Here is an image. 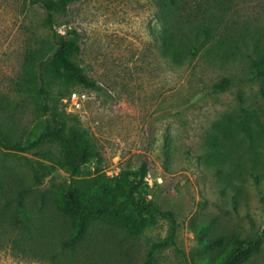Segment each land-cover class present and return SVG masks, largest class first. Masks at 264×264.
Segmentation results:
<instances>
[{
  "label": "rangeland",
  "instance_id": "374dc122",
  "mask_svg": "<svg viewBox=\"0 0 264 264\" xmlns=\"http://www.w3.org/2000/svg\"><path fill=\"white\" fill-rule=\"evenodd\" d=\"M190 3L173 16L162 0H80L55 12L50 26L39 3L0 0V140L20 145L0 146V264H143L170 235L169 218L144 222L128 207L130 220L97 219L70 250L62 241L71 218L59 205L73 180L85 187L122 172L138 179L144 161V196L177 221L154 264H219L234 239L264 230V98L249 76L264 51V0ZM205 26L211 36L198 33ZM60 38L78 43L73 60L102 91L55 74ZM225 78L233 82L217 90ZM74 91L85 96L71 110ZM45 103L66 121V135L82 134L97 153L77 173L58 143L36 142L54 124ZM229 116L253 136L235 129L225 138ZM241 264H264V243Z\"/></svg>",
  "mask_w": 264,
  "mask_h": 264
},
{
  "label": "trees",
  "instance_id": "16d2710c",
  "mask_svg": "<svg viewBox=\"0 0 264 264\" xmlns=\"http://www.w3.org/2000/svg\"><path fill=\"white\" fill-rule=\"evenodd\" d=\"M39 3L48 14V23L52 25L53 14L58 11H64L67 7L80 0H32ZM190 0H162V7L166 13L177 15L179 10L186 9L190 6ZM179 15L183 16L182 13ZM199 34L211 36L213 28L209 26L197 27ZM174 32H168L165 38V45L168 51L174 53L172 49ZM255 47L261 49V43H256ZM198 47L191 48L194 54ZM80 51L78 43L74 39L60 38L57 41L55 53L51 57V67L55 74L61 79H71L81 84L84 87L102 91L103 88L92 78H90L73 60V56ZM56 61L59 62L57 66ZM40 66L43 68L47 61H40ZM249 76L252 79L260 81L259 93L264 98V51L260 52L257 58L250 61ZM40 78H43L40 73ZM233 80L225 78L218 83L215 88L217 90H226L231 85ZM39 93L46 95V90L42 85L39 86ZM44 110L51 115L53 126L49 127L37 143L44 139L54 141L61 146L62 154L65 158H72L75 165L72 171L77 173L81 164L86 162L90 157L97 156L89 145L87 139L80 133L65 134L67 123L59 117V114L47 103L44 104ZM248 131L251 136L253 132L251 127L243 122L235 120L229 116L225 121V138H229L234 134V130ZM217 137V136H216ZM0 146L9 149H19V143L14 145H6L0 140ZM33 146V144H31ZM148 172L147 162L144 161L139 171V178L132 179L128 173L122 172L115 178L104 179L105 175L94 177L91 182L85 187L76 185L75 180L69 183L62 193V202L59 205L60 209L65 211L71 218L72 230L67 238L62 241V245L70 250H75L82 243L88 233L92 223L100 218L117 215L121 219H131L125 211L128 207H133L138 216L144 221H149L155 214H160L164 218H169L172 221L171 233L165 240L155 243L150 249L147 259L143 264H154V251L161 249L171 243L177 230V221L174 212L160 210L154 202L147 201L144 196L147 185L145 177ZM133 211V210H132ZM14 222L21 223L19 215L15 214ZM142 222V221H141ZM143 223V222H142ZM224 239H210L209 245L220 244ZM15 243H19L16 241ZM264 243V230L250 239L236 238L233 241L232 247L226 252L224 258L219 264H241L250 255L258 252Z\"/></svg>",
  "mask_w": 264,
  "mask_h": 264
},
{
  "label": "built area",
  "instance_id": "2783aa9c",
  "mask_svg": "<svg viewBox=\"0 0 264 264\" xmlns=\"http://www.w3.org/2000/svg\"><path fill=\"white\" fill-rule=\"evenodd\" d=\"M84 93L74 91L70 96V109L75 110L81 107L82 97L84 98Z\"/></svg>",
  "mask_w": 264,
  "mask_h": 264
}]
</instances>
